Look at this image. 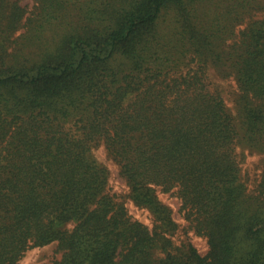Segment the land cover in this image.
I'll list each match as a JSON object with an SVG mask.
<instances>
[{"label":"trees","instance_id":"obj_1","mask_svg":"<svg viewBox=\"0 0 264 264\" xmlns=\"http://www.w3.org/2000/svg\"><path fill=\"white\" fill-rule=\"evenodd\" d=\"M260 12L264 0H0V264L53 243L58 264H264ZM213 71L233 77L237 114ZM241 146L262 156L255 179Z\"/></svg>","mask_w":264,"mask_h":264},{"label":"rangeland","instance_id":"obj_2","mask_svg":"<svg viewBox=\"0 0 264 264\" xmlns=\"http://www.w3.org/2000/svg\"><path fill=\"white\" fill-rule=\"evenodd\" d=\"M23 4L31 6L33 0H20ZM258 15H264V12H260ZM212 82L213 87L221 90L222 94H224L229 107L237 114L236 103H235V85L234 80L232 78H221L213 71L212 73ZM242 154L244 155V166L249 170L248 174L252 178H256L259 176L263 162L261 160V155L257 153H250L249 150L244 149L242 146L240 148ZM101 159L111 166L112 175H111V185L115 192L119 194L125 195L129 193L127 183L123 179V177L119 174V167L112 163V161L108 158L106 152L100 153ZM160 199L167 204L172 210L173 217L176 222L180 225V228H185L186 233L190 240L198 247L201 253L205 254L209 245L207 239L204 236H200L195 233L193 229L187 228L188 222L184 218L181 212V201L174 195L168 193H160ZM126 204L130 209L131 214L134 218L139 219L150 226L153 223L152 214L144 209L140 208L134 204V202L130 199H126ZM185 231H183L184 233ZM61 254L57 250V244L53 243L44 247L33 248L24 257L21 264H58V260Z\"/></svg>","mask_w":264,"mask_h":264}]
</instances>
